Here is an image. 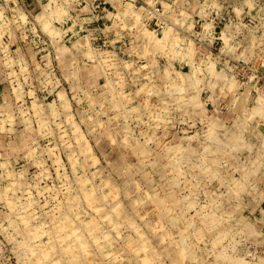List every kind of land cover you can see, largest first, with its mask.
I'll return each mask as SVG.
<instances>
[{
	"label": "rangeland",
	"instance_id": "obj_1",
	"mask_svg": "<svg viewBox=\"0 0 264 264\" xmlns=\"http://www.w3.org/2000/svg\"><path fill=\"white\" fill-rule=\"evenodd\" d=\"M113 1L0 0V264H264V0Z\"/></svg>",
	"mask_w": 264,
	"mask_h": 264
},
{
	"label": "crops",
	"instance_id": "obj_2",
	"mask_svg": "<svg viewBox=\"0 0 264 264\" xmlns=\"http://www.w3.org/2000/svg\"><path fill=\"white\" fill-rule=\"evenodd\" d=\"M13 2V1H11ZM114 4H118L117 0L113 1ZM138 2L140 3V1L138 0ZM143 4L146 6L144 12L146 13L148 10L147 9H156L154 11L155 14H160L162 15L164 18H162L164 21H166V28H168L170 24H173L172 21H170V15L173 14L172 12H174L175 15H179L182 16L183 13H187L186 11H189L191 13V15H194L196 12V3L200 2V0H158V4L154 7H151V5L149 6L148 4L146 5V2L144 0H142ZM111 3V2H110ZM112 4V3H111ZM5 4H3V7H0V11H5L9 13V8L4 7ZM134 5V4H133ZM158 5L161 6L162 11L160 12L159 9H157ZM165 5L169 6L168 11L165 10ZM9 6V4H8ZM126 6V5H125ZM135 8H137V6L134 5ZM0 12V15H1ZM160 12V13H159ZM7 15V13H6ZM157 16V15H156ZM196 17V15H194ZM7 17V16H6ZM161 19V17H160ZM7 21V19L5 18H1L0 17V29H2V27H4V23ZM7 24V23H6ZM28 26V25H26ZM176 26V27H175ZM173 25L172 28L173 29H177V30H181L182 28L180 26L177 25ZM21 29L23 28L24 31V26L21 25L20 27ZM7 30V28H3V30ZM14 29V27H12L11 31L8 30V32L6 33L7 35L4 36V38L2 39V41H0V62L4 60V57L7 55L5 53V49L8 54H10L11 56H15L17 54V57H19L20 59H22V57H20L19 52H25V46H26V41L25 38L23 37L22 34V30ZM72 28H68L67 32L68 34H66L67 36L70 35V37L68 38V40H72L75 37V34L73 33V30H71ZM22 34V35H21ZM66 36V37H67ZM66 40V42L68 41ZM4 56V57H3ZM1 69V68H0ZM7 74H4L3 72H1L0 70V100L2 99V95H4L6 93V91H3L4 86L7 82ZM5 90V89H4Z\"/></svg>",
	"mask_w": 264,
	"mask_h": 264
},
{
	"label": "built area",
	"instance_id": "obj_3",
	"mask_svg": "<svg viewBox=\"0 0 264 264\" xmlns=\"http://www.w3.org/2000/svg\"><path fill=\"white\" fill-rule=\"evenodd\" d=\"M133 2L134 3H136L137 4V2H138V0H133ZM102 3H99V4H97L96 6H94L95 8H94V10H101V11H104L105 10V6L103 5V7H101L102 5H101ZM148 11L146 12V16H145V18H144V23H145V25L147 26V27H149L150 29H152L153 28V32L154 33H156L157 32V35H158V33L160 34V33H164V30L166 29V21H164L163 19H160V17H156V15H155V13H154V11L156 10V9H152V8H150V9H147ZM98 12V11H97ZM153 14L155 15V16H153ZM153 22H154V24H153Z\"/></svg>",
	"mask_w": 264,
	"mask_h": 264
},
{
	"label": "bare ground",
	"instance_id": "obj_4",
	"mask_svg": "<svg viewBox=\"0 0 264 264\" xmlns=\"http://www.w3.org/2000/svg\"><path fill=\"white\" fill-rule=\"evenodd\" d=\"M140 17H141V16H140ZM143 18H144V17H143ZM137 20H138V19H137ZM140 23H141V22H140ZM146 31H147V32H146ZM146 31H145L146 34L149 35V36H150L151 38H153L154 40H160V39L163 38V37H162V38H157V37H155V36H156L155 33H154L153 31H151V30H147V29H146ZM163 35H164V34H163ZM153 39H152V40H153Z\"/></svg>",
	"mask_w": 264,
	"mask_h": 264
}]
</instances>
